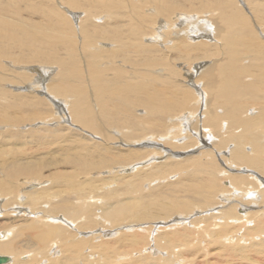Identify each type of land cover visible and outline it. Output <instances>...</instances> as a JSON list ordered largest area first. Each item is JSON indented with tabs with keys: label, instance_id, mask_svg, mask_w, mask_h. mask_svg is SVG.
<instances>
[{
	"label": "rangeland",
	"instance_id": "374dc122",
	"mask_svg": "<svg viewBox=\"0 0 264 264\" xmlns=\"http://www.w3.org/2000/svg\"><path fill=\"white\" fill-rule=\"evenodd\" d=\"M0 1L7 2L6 0H0ZM13 1L8 0L9 4H13L14 3ZM19 1L21 3V9L23 11L22 14L24 13L23 14L24 20L27 21L29 24L40 25L42 27L40 30V34L45 35L47 33L45 27L46 14L51 9H52L51 11H54L59 15V17L57 18L56 14L54 13L55 14L53 15L54 18H52L59 25V27H62L65 24L67 25L68 31L66 30L65 33L67 34L65 37L69 43L68 45L71 46L72 59L76 60V62L78 63L77 67H79L78 70L80 74L83 75L81 80L78 81L79 83L77 84V85L79 84L81 85L79 86L83 89V91L80 94V96L76 95V97L72 98L70 102L72 101L73 103L72 107H77L75 106V103H82L86 101H88L87 103L91 102V104L94 106V111L97 115H100L97 113L99 111L98 107L102 109L108 108L111 110L117 109L120 104V98L118 97V100L116 98H112L110 101H103L99 99L97 94H95L96 92L95 93L93 92L94 90L93 86H96L95 83H97L98 78H92V73H90L89 71L90 70L89 66L96 69V71L101 75L99 76L96 74L97 77L102 78V80L104 81V86L107 89L106 91H108L109 93L115 92V90L118 89L119 85L124 84L125 82H132V83L137 82L138 81L137 77H139L140 75L141 76L140 80L143 79L148 82L150 80H154V83L156 85L160 86L161 88L169 87L173 93H177L176 90L174 89L175 87L174 84L180 83L179 85H181L183 89L186 90L189 89L188 91L193 92L194 98H195V93L197 92V90L195 89L196 88L198 90L200 89L201 94L206 98L201 85L200 86L195 85V87L193 85L192 86L188 85L189 83L190 84L193 83V79L195 78L194 74L196 72L195 68L198 67L199 64H201L202 66L216 62L214 64L216 65V67L217 65L219 66L220 63L222 64L221 65L222 67H225V64L227 66L228 62L231 63L233 62V60L231 59L232 51L235 50L237 54L236 56L237 57L239 56L238 59L236 57V61L238 60L237 63L240 62L241 65L242 64L252 65V56L247 54V52L250 53L249 50L251 47L254 46L253 44L256 45L255 46L256 52L258 53L257 49H259L260 55L264 57V38H263L264 37V0H23V1L19 0ZM218 1H221L223 4L228 5V9L226 11L217 10L215 11L216 13L212 12L216 10V4L218 3ZM166 4H171V6H175V8H173L170 11V14L168 16L159 14L161 16V18L159 19L157 18L159 16H156V18L158 19L157 21H155L156 23H159L158 21L160 20H161L160 23L164 22V24H160V23L158 24L160 27H162L163 30H161L156 23L153 24L152 23L153 21H149V19L150 18L153 19L152 16L156 14L155 12L156 5H166ZM36 5L40 7V10L43 11V14L39 13L40 10L34 9ZM134 10L137 11L136 14L134 13L135 12ZM236 11H238L241 14L239 18L235 16ZM142 15L146 16L145 18H143L145 20H142L140 17H139L140 19H137V16H142ZM180 16L184 17L185 20L189 19L190 22H194V23L196 22L197 25L201 23H205V21H206V25H208L210 21H213V23L215 24L213 27H216V29L219 28V30L222 31V32L221 31L219 32V30L217 31L220 34V36L218 34V38L216 41L211 40V45H208L210 46V49L207 46L205 47L208 51L210 50L208 56L213 53L214 56L212 55L207 58L202 56L204 58H198L195 62H194L195 59L190 61L188 60L189 58H187L186 61L178 59V61L176 62L173 59V56L171 55L176 51L175 50L170 51L171 49H169L170 55H168V52H166L165 50L168 48L164 49V47H168L167 44H162L159 46V44H156L154 42H152V45L147 42L148 39H151L153 41L154 40L158 41L160 39V37H158L159 34L163 37L167 35L168 38L167 40H169L171 37V32H169V30L166 28L168 24L170 26L178 25L180 23ZM56 18L61 20L57 22ZM6 19L11 22L15 21L12 17H6ZM80 19H81L80 30H77L75 32L73 21H75L74 24H78L80 22L79 21ZM93 20L94 22H92ZM135 25H137L136 27L140 31L139 32L140 35H142V33H145V35L140 36L141 39H138L137 36L134 35V31L131 30V28ZM96 27L99 28V31H95ZM154 27L155 28L157 27L156 30ZM82 30L84 32H88L89 35H83ZM154 30L157 32H155ZM151 32L152 33L154 32L156 34H153V36L150 37L149 35ZM117 34L122 35V37L123 36L126 37L127 40L125 42L128 43V45L134 47V49L136 50L140 49V46L143 44L145 46L144 48L145 50H147L148 47H151L150 49L153 48L159 53L164 52V55L162 53L161 54L156 52L149 53L138 50L136 55L122 54L121 56H114L113 54H110L109 53L110 51H108L107 49L105 50L108 53L104 49L102 50L101 49L102 47H95L100 49L99 50L100 52L96 50H92L93 49L91 48L92 46L110 47L109 50L112 47L118 48V42L117 40L114 39V36ZM131 34H133L136 40H138L139 42L133 40ZM135 34H138V32H135ZM203 35H204L203 37L206 36L205 34ZM90 36L99 37L102 40H91ZM154 36H156V38ZM163 37H161L160 41H162ZM187 41L183 43L184 47L198 48V49H200V47H203V46L190 44ZM83 42L91 43L92 46L90 47V49H87V47H85ZM247 45H251V46H247ZM241 46L244 48H242ZM229 50H232L230 51L231 54H228ZM24 51H30V50H28L27 48H23L21 54H24ZM101 51L103 53H101ZM197 51H201V50H197ZM19 53L20 52L18 49H13L12 54L10 56L0 57V69L1 70L3 69V72L0 73V77L2 79V81H0V85L8 82L9 79L11 80L14 77L15 73L10 72L12 71L11 69L9 68L7 69V64L8 66L11 64L13 67H26V68L27 67L31 68L32 65H36L33 67L39 69L41 68L43 69L45 67L44 68L45 71L46 68L48 71L49 68H51L50 73L52 74L51 75L50 73L48 74L51 76V78L58 76L60 74L62 75L66 72V69L62 65H59L56 62L19 63L18 62ZM99 53L102 55H100ZM202 53L203 52L201 51V54ZM217 53H220V55H217ZM140 54L145 56H142ZM56 55L59 59L57 62L61 64L68 63V60L70 59L69 51L65 47H58ZM123 59H126L131 62H135L133 63L135 64V68L133 69L131 67V70L129 71L131 73L130 78L128 76H124L125 74H127V68H123V70H126L123 71L124 73L120 71L121 69V67H119L120 65H122V67H125L127 65L126 63L122 62ZM148 59H150L151 62H149ZM169 61L171 62L169 63ZM217 62L219 64H217ZM256 63L261 64L263 63V61L262 59L259 61L256 60ZM149 64L154 65L153 71L148 67ZM194 65L196 66L194 67ZM177 67L179 68V70L181 69V71H178ZM189 68L192 69V72H188ZM260 69L262 72H264L263 67H261ZM6 70L8 72H6ZM173 70H177V75L172 73ZM157 71L159 73H157ZM4 74L8 77V78L6 77L8 81L3 80V77H5ZM24 74L25 76H27L26 81H21L23 83H17L16 87L8 86V89L13 94H17L18 91L19 95H24V94L33 95L36 98L35 97L32 98H34V100L40 101L41 104H38L34 100H29L25 103V106L30 105L32 107H36L37 109L36 111H34L35 110L34 108L27 109L25 108V106L21 109L15 108L10 110L8 109L9 105L13 106V104L20 103L23 101L16 98L15 96H12L11 94H7L6 92L1 91L2 93L6 94L7 97H3L0 94V110H5V113L3 111L2 113L0 112V116H3L4 118L8 117L5 120H8L9 123L5 122L0 117V182H3L6 179V172L7 170H9V168H11L10 166L6 169L5 163H8V165H13V168L15 170H21L24 167L25 163H39L40 161L44 163L59 162L58 160H60L62 163L59 162L61 164H58L55 167H51V168L49 167L46 168L45 170L42 169L41 177L29 176L28 178H21L22 180L19 179L20 181L18 180V186L20 188L16 186L17 189L13 194L7 193L4 195H0V221H1L0 226L3 227L0 230V233L2 232L7 233V230L15 225L13 227L14 234L15 232L17 234V230L19 229L23 231L25 235L22 237L19 236V239L14 244V252L8 254L10 256L12 255L11 256L12 258L14 257L13 264H29L30 262H33V264H35L34 262L37 257H35L34 254H36V252H38L40 249H43V252L42 253L39 252L40 254L38 256V262H37L39 263L41 261L39 264L42 263L51 264L50 262L55 259H59L60 260L59 262L63 264H83V263L84 264H134V262L135 264H141V263L146 264V262L142 260L148 259L152 261L154 260L157 261L160 258L163 259L169 256L167 255L168 252L164 251L162 254L161 252L158 251L157 247L155 249L152 238L155 237V235H160V236L166 234L173 235V233H176L177 236L184 235V237L185 234L188 233L189 238L192 237V235L194 236L197 234L201 235L204 238L203 235L207 234V236H211L210 237L211 239L209 240L204 239V241L212 242L210 244H213L214 241V246L211 245L208 248L210 249V252L206 248L208 255L205 258L203 257L204 253L202 251L199 254L191 256L192 253H196L198 251L196 250L198 248V245L200 247L203 246V248H205L204 245H200L197 242H192L190 245H188L190 246L189 248L188 246L186 247L190 249L189 253L192 252L191 255H188L189 257L186 256L187 254L185 256H182L183 253L181 255L175 253L173 254L175 256L172 257V259L174 260L183 259L185 264L186 263L190 264L191 262L195 264H203V263L212 264L211 263L212 261L214 262L217 261L220 264H225L227 262H231V260H235L233 261V263H241V264H264V255L258 256L259 254L254 252L252 253L251 251L246 252L248 258L246 257L244 260L236 259L237 257L229 256V254L232 253L229 251L228 252L223 251V256L220 255L222 254V249L220 250L219 245L222 243V241L219 245L215 246L216 241L212 239L213 234L215 235V233L218 232L217 227H212L215 224L214 222H212V220L214 221V218L218 216L216 210L222 209V205L224 204V203H220L218 198L214 200L215 206L214 205L209 206L204 210L202 209V211H198L197 208H195V206L194 207L192 206L191 207L192 209L188 210L189 213L186 212L187 215L185 214L187 217L186 220L184 213L182 214L173 213L168 217L166 216L165 218L143 220L142 222L125 220L126 217L122 218V220L118 222H116L115 220V217L117 215L116 206L118 205V203H122V202L124 203V201L131 202L133 201L131 199L135 200L145 195L146 196L148 195L149 197L147 200L148 202L153 204L159 203L157 202V200L160 198L162 194L168 193L175 189V185H171V184L183 179L182 176H184V178L186 176L185 172L184 174H182V176L179 175L183 171L181 173L170 172L166 174L167 176L166 175L161 177L158 176L151 179L146 176V173H149L154 168L158 166H162L164 164L165 165L169 163L172 164L173 162H178V160L183 161L186 158H190L192 156L197 157L199 156L198 153H202V154L204 153L203 156L205 157L204 159H206V161L208 158L212 159V161L215 164H217L218 166L217 168L219 169L221 168L220 170L224 169V171L227 172L226 175L224 174V171L222 172L223 175L219 173L220 178H218V180L220 184V189L217 195L220 193L225 194L226 197H228L227 200L230 199L228 200V203H232V204L239 203L240 199H241L240 201L244 203L250 202L247 206L249 209L248 211L250 212L255 210L256 208L253 207H255V205L257 207V204H253L254 203L253 198L258 193L257 188H255L256 184H258L257 181L259 180L261 183L264 184V177L260 175L259 171H257L260 170V168H258L257 166H251L246 162L241 163L242 168L237 167L236 163L233 164L231 163L233 162L231 157L234 152L233 147L235 146V143L234 141H232L231 138L229 140L222 139L220 145L223 146H221V148H218L217 146L213 145L215 141L217 142L222 137L228 135L229 133L227 132L228 130L231 132V135L233 134L234 137L240 133L239 129H237L236 132H234L235 129L231 131L229 129V127H231L230 125H227V130H225L224 128H222L221 130V127L214 128V130L216 131V132L212 131L214 135V140L213 139L208 140L211 138V132L208 133V137L206 136L203 137L204 135L202 133L201 137L203 138L202 139L203 141L204 140L206 141V145H205V143L203 142L201 143V140L198 139L197 134L195 132L194 133L196 135L190 132L193 129L192 125H190V130L189 128L188 130H186L187 133L189 132L188 138H186V136L185 137L176 136L174 139L170 140V138L167 137L168 135L162 137L161 135L155 134L152 125L176 126L177 123H179V120L183 122L182 117L185 114H187L189 110L187 111H184V109L181 110L180 106L178 107L179 110L172 108L173 110L170 109V112L168 113H166L167 110H163L161 111V113L158 112L157 114L160 115L161 117V121L158 122L156 119L155 120L153 119L154 115L150 113L148 106H146L145 104L142 105L141 103L136 104L140 100V97L138 96L139 99L138 97H136V99L133 98V100L130 103L132 104L131 107L132 117L134 116V118L132 119L136 120V122L138 121L137 123L140 127V130H138L135 133V135L133 134L127 137V135L130 134L127 133L128 128H130L129 127L130 123L127 120V115L125 116L124 113H121V115L119 116L122 117L123 120H120L113 124V125H119L117 128L115 127L114 129L111 130L108 127H105V129L103 130L105 139L108 141L109 136L112 139L111 141L109 140L108 143H105L104 141L106 140H102L103 137L100 135V133H95L96 134L95 135L94 132L91 130V126H90V125H108V123L101 118L102 115L98 116L100 120L99 124H96L93 121H91L90 123H85L83 125V128H85V130L83 128H82L83 130H80L81 124L75 120L73 113L74 110L71 109L72 107L67 108L69 101L66 99L67 97L61 95V96H56L57 98L53 99L52 96L50 95L51 96L50 97L51 102H50L47 100V95L43 94L45 90H43L41 87L35 92L36 94L31 93V91L28 90L27 87L32 86L31 83L32 81L34 82V79L40 82L39 80L41 79V77H43L44 74L41 72H37V73L29 72L28 70ZM120 74H122L123 76H121ZM252 74H255V72H253ZM12 75L13 77H11ZM258 76H259L258 74H255L253 76L251 75L252 79H256L258 78ZM43 78L41 82H44ZM48 79L49 77L47 78V80ZM244 81L248 82L247 78H244ZM207 92L209 95L210 91ZM71 97L72 96H69V98ZM222 100L223 98H218L219 102H222ZM188 101L190 102L191 100L189 99ZM185 105L186 103L184 104V106ZM69 108L71 109V111L68 112ZM221 109H224V106H222ZM79 110H82V108ZM204 111L205 108L203 111L200 112V114ZM253 111L254 110L251 108V106H247V108L243 111V117L253 116L254 114ZM172 115L174 116V118ZM83 116H85L86 119L88 117L87 115H84V113H79L77 111L75 117L76 118L79 117L80 119V117ZM222 116L224 115L222 114L221 117ZM200 119L203 120L204 117H200ZM228 120L230 121V119ZM16 121H17V125H20L19 128H16L14 126H8L10 124L14 125ZM171 126L169 127L168 130L171 129ZM179 126L181 127V129L182 127H185V125L182 126L178 125V128ZM47 129H49L51 133L46 132ZM160 130L166 132V130L163 127H161ZM85 134H88V136L86 135L87 138ZM205 134L207 133L205 132ZM38 135L43 136L42 141L37 140ZM90 136L94 138H91ZM106 136H108V138H106ZM97 142L101 143L102 145H106V146L108 145V146H112L113 148H117L118 150L117 153L119 152L120 155L122 156H124L125 154H131V153L134 154V152H139V154H141L142 156H147V157L144 158L143 160L140 159L139 157L138 159L130 163V165H126L125 163L121 164L122 162L125 161L122 157H120L119 155L112 154L108 156L110 161L107 165V168L100 170L98 173L95 174L81 175L79 177L72 179L69 182L68 186L77 185V183L81 184L84 183V181H88L90 183L88 186L85 187L83 186L79 192L78 199L73 200L74 206L77 207V209H82L83 211L86 212V215H88L87 219L85 218L84 215H82V217L80 218V220L82 221L80 220L78 222L76 221L78 224L74 226L65 221L66 219L64 217V213L62 212L52 213L51 210L49 211L50 207L52 206V203L53 204L57 203L56 202L57 200H55V198L51 199V197L48 195L52 193H61V192L63 193L64 191L63 189L64 183H61L60 185L53 183L54 175L64 174V175H71L72 177H74L79 173V169L74 168L71 165V162H73L74 160L80 157H84L89 152L102 151L100 147L101 145L100 144L98 145ZM185 145H191V147H188L187 149L181 147ZM205 149L207 152H209L212 149L213 151L211 150V152L213 154L211 153V155L209 156L205 155L206 152ZM246 149L247 150L250 149V146L248 144L246 145ZM247 150H243V152L246 155H249ZM251 157H253V155H251ZM63 161H66L68 164L67 165L63 164ZM255 168L257 169L256 171L254 170ZM231 176L241 177L244 180L247 179V181L250 182L251 185L253 186V188H251L252 191L251 189H249V193L245 194L242 192L241 189L234 188L231 184V179H232ZM261 183H259L258 186L259 188H263ZM47 184L48 186H46ZM30 187H32L33 189L29 190L28 188ZM17 190L19 193H17ZM229 192L231 194V197L228 196ZM239 192L242 195L238 197ZM43 193H45L48 196V198H46L47 196H45ZM247 194H249V197ZM7 195H10L8 199L5 198ZM193 197L194 196H192V198ZM165 198L167 200H182L184 199V195H181L179 198H174V199H170V197H166V196ZM85 201L86 204L82 206L81 203ZM194 202L196 204L202 203V201H199L197 199H195ZM44 204H45V209H43ZM161 204L164 206H168L169 202L165 201ZM258 207H260V205ZM262 210H264V208ZM20 215H22L21 221H18L13 224L11 222L12 217L20 216ZM74 216L75 214L73 213V217ZM88 218H90L89 221ZM49 220L52 223L49 222ZM88 222L93 223L94 226L93 227L88 226L89 229H82V228L79 229V227H81L82 224L84 225L87 224ZM34 223L36 227L34 226ZM191 223L192 225H190L191 227H189V224ZM260 223L262 226L258 229V231L260 229H264V218L260 219ZM57 225H61L64 231L70 232L71 239L68 240H70L73 243V245H79L80 247H82L83 243H87V246L82 247L83 249L79 251L80 253L73 251L72 248L70 249L68 248V250L64 252V247L62 245H59L57 239L54 237L50 240L52 241V243H50L51 245H49L48 242L43 244L42 246L39 242V239L36 238V236H38L39 234L42 235L43 233L47 234L50 227ZM247 225L250 227L255 226L257 228V223L252 224L251 221L248 222ZM184 229L186 230V232ZM254 236L256 239H259L258 238L259 235L254 234ZM263 238H264V234H263ZM23 241L31 242L32 246L29 247V245L27 243H23ZM219 241L220 240H218L216 244H218ZM192 244L194 245L195 248L196 247L197 248L195 249L194 247H192ZM214 247L215 249H217V253ZM232 248L233 247H231V249ZM212 251L215 253H213ZM261 251L263 252L264 250L261 249ZM5 252H10V250L7 249L5 250ZM51 253H56V256H54ZM0 254L5 255L4 253H0ZM251 254L255 257H251ZM121 256L125 258H123L122 260ZM72 257L73 258L77 257V258L73 259ZM210 257L212 258V261L210 260L211 259ZM188 261L191 262L188 263ZM217 262L213 264H219Z\"/></svg>",
	"mask_w": 264,
	"mask_h": 264
},
{
	"label": "bare ground",
	"instance_id": "6f19581e",
	"mask_svg": "<svg viewBox=\"0 0 264 264\" xmlns=\"http://www.w3.org/2000/svg\"><path fill=\"white\" fill-rule=\"evenodd\" d=\"M6 1L7 2L0 1V57L1 56L2 57H8L12 54L13 49H18L20 52L18 55V62L19 63H53V62H56L59 65H62L66 69V72L64 74H62V75L60 74L58 76L51 78L50 75L52 73H50L51 68H49V67H48L49 71L47 70V68L45 71V69H44L45 67L43 69L41 67H40L41 69L34 68L33 66H36V65H32L31 68H28V67L26 68V67H13L11 64L8 66V64H7V69L8 68L11 69L12 71H10V72L15 73V74H14V77H13V75L11 76V77H13V79H11V80L9 79V81L7 80L8 77L4 74L5 77H3V80H5V81L7 80L8 82L0 85V94L3 97H7L6 94L2 93V92H6L7 94H11L12 96H15L16 98L23 101L20 103H15V104H13V106L9 105L8 109H10V110L15 109V108L21 109L25 106V103L27 101L34 100V98H32V97H35V96H33V95H30V94H24L25 96L19 95L18 91H17V94H13L8 89V86L9 87H16L17 83H23L21 81H26L27 76H25L24 73L27 70L29 72H34V73L41 72L44 74L43 75L44 78L41 77V79L39 80L40 82H38L36 79H34V82L32 81V83H31L32 86L27 87L28 90L31 91V93H35L41 87L43 90H45V92L43 94L47 95V100L50 102H51V100H50L51 96L53 99H55V98H57L56 96L64 95V97H67L66 99L69 100L67 108L68 107L71 108L73 106V103H72V101L70 102V100L72 98H75L76 95L80 96V94L83 91V89L80 87L81 85L80 84H79L80 86L77 85L79 83L78 81L81 80L83 75H81L79 70H78L79 67H77L78 63L76 62V60L72 59L71 46L68 45L69 43L65 37L67 34L65 32H66V30L68 31L67 25L65 24L64 26L59 27V25L55 22V20L52 19V18H54L53 15L56 14L57 18L59 17V15L57 13H55L54 11H51L52 10L51 9L46 14L45 27H46L47 33L45 35H42V34H40V30L42 28L40 25L29 24L27 21L24 20V16H23L24 13L22 14L23 11L21 9V3L19 0H14V1L12 0L14 2L13 4H9L8 0H6ZM174 4H175V2H174ZM203 5H205V4H203ZM135 7H136V5H135ZM155 8H156L155 9L156 14H154L152 16L153 19L152 18L149 19V21H153L152 22L153 24L156 23L155 21H157L159 18H161V16L159 14L168 16L170 14V11L173 8H175V6H171V4H166V5H156ZM34 9L40 10V7L38 5H36ZM227 9H228V5L223 4L221 1H218V3L216 4V10H214L212 12H215L217 10L226 11ZM132 11H133V9H132ZM137 11H135L134 13L136 14ZM139 12H140V10H139ZM208 12H209V10H208ZM39 13L43 14V11L40 10ZM143 15L137 16V19L141 18L142 20H145L143 18H145L146 16H143ZM156 16H159V17H157L158 19L156 18ZM206 16H208V15H206ZM235 16L237 18H239L241 16V14L238 11H236ZM6 17H12L15 21H13V22L8 21L6 19ZM57 18H56L57 22L61 20V19H57ZM142 20H140V21H142ZM79 21L80 22L78 24H74L75 21H73L74 22L73 26L75 27V32L77 30H80L81 19ZM160 21H158V22L160 23ZM92 22H94V20ZM165 22H166V20H165ZM159 23H156V24L158 25ZM160 24H164V22H162ZM209 24L206 25V21H205V23H201V24L197 25L196 22L195 23L190 22L189 19L185 20L184 17L180 16V23L178 25L170 26L168 24V26L166 28L169 30V32H171V37L169 40H167L168 39L167 35L165 37H163L159 34V32H160L159 31L158 37H160V39L158 41H155V40L153 41L151 39H148L147 42L150 43L151 45H152V42H154L156 44H159V46L162 44H167L168 47H164V49L168 48V49H165L166 52H168V55H170V53H169L170 51H172V50L176 51L173 53L174 55L171 54L173 56V59L176 62L178 61V59L186 61L187 58H189L188 60H190V61L195 59L194 60V62H195L198 58H204V57L207 58V57H210L214 54L213 53V54L208 56L210 50L208 51L205 47L207 46L210 49V46H208V45H211V40H214V41L217 40L218 34H219L217 31L219 30V28L216 29V27H213L215 25L213 23V21H210ZM166 25H167V23H166ZM136 26L137 25L133 26L131 28V30L134 31V35L137 36L138 39H141L140 36L145 35V33H142V35H140L139 34L140 31L137 29ZM203 27H205V28H203ZM156 28H155V30H156ZM96 29H95V31H99V28L96 27ZM160 29L163 30L162 27H160ZM160 29H158V30H160ZM164 30H165V28H164ZM220 31L221 30H219V32ZM135 32H138V34H135ZM155 32H157V31H155ZM82 33H83V35H89L88 32H84L83 30H82ZM164 33H166V32H164ZM153 34H156V33L151 32L149 36L152 37ZM203 34H205L206 36L203 37L204 36ZM131 35L133 37V40H136L134 35L133 34H131ZM162 35H163V33H162ZM219 36H220V34H219ZM154 37L156 38V36H154ZM161 37H163L162 41H160ZM90 39L91 40H102L99 37H91V36H90ZM114 39L117 40V42H118V48L112 47L110 50H109L110 47L92 46L91 43H89V42H87V43L83 42V44L85 45V47H87V49H90V47L92 46L91 47V48H93L92 50H96L98 52H100L99 51L100 49L95 48V47H102L101 48L102 50L107 49L108 51H110L109 53L113 54L114 56H121L122 54L123 55H126V54H129V55L135 54L136 55L138 50H141L144 52H149V53H152V52L159 53L158 51L154 50L153 48L150 49L151 47H148V49L145 50L144 49L145 46L143 44L140 46V49L136 50L131 45H128V43L125 42L127 40L126 37H124V36L122 37V35H120V34L115 35ZM260 40H261V38H260ZM136 41H138V40H136ZM186 41L189 42L190 44L203 46V47H200V49L184 47L183 43ZM138 45H140V44H138ZM253 45L254 46L251 48L248 47V48H250V50H249L250 53L247 52V54L252 56V65L246 64L247 65L246 66L244 64L241 65L240 62L237 63L238 60L236 61V57H237L236 51L234 49H232L234 51L229 50L228 54H231L230 51H232V58L231 59L233 60V62L232 63L228 62L227 66L225 64V67H222L221 66L222 64L220 63V65L219 66L217 65V67H216V65H214L216 62H214L212 64H207V65H202V66H201V64H199V66L195 68L196 72L194 74L195 78L193 79V83H191V84L189 83L188 85L189 86L193 85L194 87H195V85H199V86L201 85L202 90L205 93L206 98L201 94L200 89L199 90L197 88L195 89V90H197V92H196L197 95L195 93V98H194L193 92L188 91L189 89L188 90L183 89L182 86L179 85L180 83L174 84V86H175L174 89L176 90L177 93H173L169 87L161 88L160 86H158L154 83V80H150L149 78H148L150 80L149 82L146 80H143V79L140 80V78H141L140 75H139V77L136 76L138 79L137 82H135V83L125 82L124 84H120L118 89L115 90V92L109 93L108 91H106L107 89L104 86V81L102 80V78L97 77V75H99V76H101V75L96 71V69L89 66V69H90L89 71H90V73H92V78H98L97 83H95L96 86H93V88H94L93 92L94 93L96 92L95 94H97L99 99H101L103 101H110L112 98H116L117 100H118V97L120 98L119 107L115 110H111L108 108L102 109V108L98 107L99 111L97 113L102 115L101 118L105 122H107L108 125H90L91 130L94 132V134L100 133V135L103 137L102 140H106L105 135L103 134V130L105 129V127H108L111 130L114 129L115 127L117 128L119 125H113V124L120 121V120H123V118L120 117L119 115H121V113H124L125 116L127 115V120L130 123V125H129L130 128H128V130H127V133H130V134H128L127 137H129L130 135H133V134L135 135V133L138 130H140V127L137 123L138 121L136 122V120L132 119V118H134V116L132 117V113H131L132 104L130 102L133 100V98L136 99V97H138V96L140 97V100L136 104L141 103L142 105L145 104L146 106H148L150 113H152L154 115L153 119L154 120L156 119L158 122L161 121L160 115H157L158 112L161 113V111L167 110L166 113H168V112H170V109L173 110L172 108L179 110L178 107L180 106L181 110H183V109H184V111L189 110L187 112V114H185L182 117L183 122L179 120V123H177L176 126L152 125L155 134L161 135L162 137L168 135L167 137H169L170 140L174 139L176 136H184V137L186 136V138H188L189 132L187 133L186 130H188V128L190 130V125H192L193 129L190 132H192V134L196 133L198 139L201 140V143L203 142L206 145V141L202 140L203 139L201 137L202 133L204 135L203 137H205V136L208 137V133L211 132V138L208 140H212V139L214 140V135L212 133V131L216 132L214 130V128L221 127V130H222V128L227 130V125H230L231 127H229V129L231 131L233 129H235L234 132H236V130L239 129L240 133L233 137V134L231 135V132L228 130L227 131V132H229L228 135H226L224 137L221 136L222 138L219 139L217 142L215 141L213 143V145L217 146L218 148H221V146H223V145H220L222 139L229 140L231 138L232 141H234V143H235V146L234 147L232 146L234 149V152H233L232 157H231L233 162H231V163L232 164L236 163L237 167H241V168H242L241 163H243V162H246L251 166H257L258 168H260V170H257L256 168L254 170L259 171L260 175L264 177V72H262L260 69L261 67L264 68V57H262L260 55L259 49H257L258 53L256 52V48H255L256 45L255 44H253ZM247 46H251V45H247ZM58 47H65L68 49L69 54H70V59L68 60V63L61 64V63L57 62L59 60L57 55H56ZM23 48H27L30 51H24V54H21ZM235 48H236V46H235ZM242 48H244V47H242ZM169 49H171V50L169 51ZM197 50H201L204 54L203 53L201 54V51H197ZM40 51H42V52H40ZM162 51H164V50H162ZM106 52H104V53H106ZM241 52H243V51H241ZM101 53H103V52L101 51ZM161 53H159V54H161ZM243 53H245V52H243ZM162 54L164 55V52ZM199 54H200V56H199ZM100 55H102V54H100ZM140 55H142V54H140ZM217 55H220V53H217ZM241 55H242V53H241ZM142 56H145V55H142ZM172 56H171V58H172ZM202 56H204V57H202ZM238 57H237V59H238ZM113 58H115V57H113ZM171 58H170V60H171ZM144 59H145V57H144ZM261 59L263 61V63H261L262 65L256 63V60L259 61ZM204 60H206V59H204ZM148 61L151 62L150 59H148ZM122 62L126 63L127 65L125 67H122V65H120L119 66V67H121L120 71L122 73H124L123 71H126V70H123V68H127V74H125L124 76H128L130 78L131 73L129 71L131 70V67L133 69L135 68V64H133L135 62H131V61H128L126 59H123ZM170 62L171 61H169V63ZM1 63H2V61H1ZM217 64H219V63L217 62ZM195 66L196 65H194V67ZM148 67L152 71L154 70L153 64H149ZM178 71H181V69L179 70V68H178ZM2 72H3V69L2 70L0 69V73H2ZM6 72H8V71L6 70ZM188 72H192V69L189 68ZM253 72H255V74L259 75L258 78L252 79L251 75L252 76L255 75V74H252ZM49 73H50V75H48ZM157 73H159V72L157 71ZM172 73L177 75V70H173ZM187 74H189V73H187ZM120 75L123 76L122 74H120ZM247 75H249V76H247ZM48 77H49V79L47 80ZM37 78H38V76H37ZM42 78L44 79V82H41ZM244 78H247L248 82L244 81ZM72 80H73V82H72ZM201 80L202 81L204 80L205 83L203 81V84H202ZM0 81H2L1 77H0ZM189 81H190V79H189ZM182 85H183V83H182ZM207 91H210L209 95H208ZM11 95H9V96H11ZM69 96H72V97L69 98ZM139 97H138V99H139ZM218 98H223L222 102H219ZM90 99H91V97H90ZM182 99H183V101H182ZM189 99L191 100L190 101L191 103L188 101ZM34 101H36L38 104H41L40 101H37V100H34ZM41 101H43V100H41ZM87 102L88 101L82 102V103H75V106H77V107L71 108L74 110L73 113H74L75 120L81 124L80 130H83V129L85 130V128H83V125L85 123H90L91 121H93L96 124L100 123V120L98 118V116H100V115H97L95 113L94 106L91 104V102L90 103H87ZM185 103H186V105L184 106ZM222 106H224V109H221ZM247 106H251V108L254 110L253 111L254 114H253V116H244L243 117V111L247 108ZM25 108H27V109L34 108L35 109L34 111L37 110L36 107H32L30 105H26ZM70 108L68 109V112L71 111ZM81 108H82V110H79ZM204 108H205V111L200 114V112L203 111ZM2 111L5 113V110H0L1 113H2ZM77 111L79 113H84V115H87L88 116L87 119L85 118V116L80 117V119H79V117L76 118L75 116L77 114ZM222 114L225 117L224 116L221 117ZM0 117L5 122L9 123L8 120H5L8 117H6V118H4L3 116H0ZM200 117H204V119L201 120ZM173 118H174V116H173ZM228 119H230V121ZM178 125H181V126L185 125V127H182V129H181L180 126L178 128ZM8 126H14L16 128L20 127V125H17V121H16V123H14V125L10 124ZM170 126H171V129L168 130ZM161 127H163L166 130V132L161 131L160 130ZM46 132H50L49 129H47ZM205 132L207 134H205ZM50 133H48V134H50ZM86 135L88 136V134H85V136ZM92 135H93V133H92ZM87 136H86V138H87ZM37 137H38L37 140H40V141L43 140V136L38 135ZM91 138H94V137H91ZM106 138H108V136H106ZM109 140L110 141L112 140L110 138V136L108 138V141ZM106 141H104V142L108 143V141L107 142ZM97 143H98V145L99 144L101 145L100 147H101L102 151L89 152L84 157H80V158L74 160L73 162H71V165L74 168L79 169V173L76 176L72 177L71 175H64V174L54 175L53 183L59 184V185L61 183H64L63 193L62 192L61 193H52V194L48 195L51 197V199L55 198V200H57L56 201L57 203H55V204L52 203V206L50 207L49 211L51 210L52 213H55V212L56 213H59V212L64 213V217L66 219L65 221L67 223H70L71 225H74V226H76L78 224L77 222L80 220L82 215H84L86 219H87L88 215H86V212L83 211L82 209H77V207L74 206L73 200L78 199V195H79V192L82 189V187L88 186L90 183L88 181H84V183H81V184L77 183V185L68 186L69 182L72 179L79 177L81 175L95 174V173H98L100 170L107 168V165L110 161L108 156H110L112 154L119 155L120 157H122L125 161L122 162L121 164L125 163L126 165H130V163H132L133 161H135L139 157L142 160L147 157V156H142L141 154H139V152H134V154L131 153V154H125V155L122 153L124 155V156H122V155H120L119 152L117 153V151H118L117 148H113L112 146H108V145L107 146L102 145L99 142H97ZM180 144H181V142H180ZM247 144L250 146L249 150L246 149ZM181 147H183L184 149H187L188 147H191V145H185V146H181ZM173 149H174V147H173ZM211 150L209 152H207L205 149V151H206L205 155H207V156L211 155V153H212ZM243 150H247L250 156L246 155L243 152ZM250 152H252V153H250ZM198 155L199 156H197V157L192 156L190 158H186L183 161L178 160V162H173L172 164L169 163L166 165L164 164L162 166H158V167L154 168L153 170H151L149 173H146V176L148 178H151V179L154 177H158V176L159 177L164 176L170 172L181 173L183 171L179 175L182 176V174H184V172H185L186 176H185V178H184V176H182L183 179L179 180L178 182L171 184V185H175V189L168 192V193L162 194L160 196V198L157 200V202H159V203L153 204V203L148 202L147 201L149 198L148 195L147 196L146 195L141 196L135 200L131 199V200H133L131 202H125L124 201V203L123 202L118 203V205L116 206V209H117V215L115 217L116 222L122 220V218H125V217H126L125 220H132L134 222H139V221L142 222L143 220H150V219H155V218L156 219L157 218H165L166 216L168 217L169 215H171L173 213H178V214L184 213V215L185 214L187 215L186 212L189 213L188 210H191L192 206L193 207L195 206V208H197L198 211H202V209L204 210L205 208H208L209 206H213L214 200L216 198H218L220 203H224V204L222 205V209L216 210L218 216H216L214 218V221L212 220V222H214L215 224L213 223L214 226H212L213 224L211 226L217 227V229H218V232H216V233L214 232L215 235L213 234V236H212L213 237L212 239L215 240L216 243L218 240H220L218 242V244L215 243V246L219 245L222 241V243L219 245L220 250L222 249V254H220V253L219 254L223 256V251H227V252L229 251V252H232L229 254V256L237 257L236 259H240V260H244L248 256L246 253L247 251H251L252 253L253 252L257 253V254H259L258 256L264 255V251L263 252L261 251V249L264 250V238H263L264 229H260L258 231V229L262 226L260 223V219L264 218V210H262L264 208V184L261 183L259 180L257 181L258 184H256L255 188H257L258 193L253 198L254 203L252 202L253 204H257V207H256V205H255V207H253V208H256L255 210L249 212L248 211L249 209L247 206L250 202L244 203V202L240 201L241 200L240 198H242V197L239 198L240 200L237 199V200H239V203H236V204L228 203V200H230V199L227 200L228 197H226L225 194L220 193L217 195V193L220 189V184H219V180H218V178H220L219 173L222 174L224 169L220 170L221 168L220 169L217 168L218 167L217 164H215L212 161V159H210L208 157H207L208 159L206 161V159H204L205 157L203 156L204 153L203 154L198 153ZM251 155H253V157H251ZM227 158H229V157H227ZM58 161L61 162L60 160H58ZM40 162L39 163H25L24 167L21 170H15L13 168V165H8V163H5L6 169L10 166H11V168H9V170H7V172H6V179L3 182H0V195H4L7 193L13 194L17 189L16 186H18V180L19 179L22 180L21 178H28L29 176L41 177L42 169L45 170L46 168L55 167L58 164L62 163V162L61 163H59V162H47V163L41 162L40 163ZM223 163H224V161H223ZM63 164L67 165L68 163L66 161H63ZM95 164H97V165H95ZM159 164H161V163H159ZM229 167H230V165H229ZM243 168H245V167H243ZM250 168H252V167H250ZM132 170H134V169H132ZM49 172H51V171H49ZM224 174L226 175L227 172L224 171ZM242 175H243V173H242ZM231 177H232V179H231L232 186L234 188L241 189L243 193H245V194L249 193V189L253 188V186L251 185L250 182L247 181V179L244 180L241 177H236V176H231ZM259 183L262 184L263 188L258 187ZM42 185H44V184H42ZM46 186H48V184ZM18 188H20V187L18 186ZM28 189L30 190L33 188L30 187ZM251 191H252V189H251ZM17 193H19L18 190H17ZM27 193H29V192H27ZM43 194L45 196H47L45 193H43ZM229 194H230V192L228 193V196L231 197V194L230 195ZM181 195H184V199H182V200H167L165 198V196H166V197H170V199H174V198H179ZM241 195L242 194L239 192L238 197ZM247 195L249 197V194H247ZM48 196L46 198H48ZM192 196H194V197L192 198ZM9 197H10V195H7L5 198L8 199ZM252 197H253V195H252ZM195 199L202 201V203L196 204L194 202ZM41 200H40V203H41ZM165 201L169 202L168 206H164L161 204ZM42 203H43V201H42ZM45 204H46V202H45ZM45 204L43 205L44 206L43 209H45ZM85 204H86V201L81 203L82 206H84ZM258 204L260 205V207H258L259 206ZM212 212H213V210H212ZM73 213L75 214L74 217H73ZM190 213H191V211H190ZM186 215H185V217H186ZM53 217H54V215H53ZM21 218H22V215L14 216V217H12L11 222L14 224L18 221H21ZM89 219L90 218H88V221H89ZM186 219H187V217L185 218V220ZM80 221H82V220H80ZM250 221L252 224L257 223V228L255 226H251V227L248 226L247 224ZM49 222H51V221L49 220ZM181 223H183V222H181ZM192 223L189 224V227H191L190 225H192ZM91 224H93V223L88 222L87 224H84V225L82 224V226L79 227V229L80 228L89 229L88 226H91V227L94 226V224L93 225H91ZM175 224H178V223H175ZM14 226L9 228L7 230V233H3V232L0 233V239L3 238L2 240H0V253L5 254V255H3V254H0V255L1 256H8L10 258V261L7 264H13L14 263V259H13L14 257L12 258L11 257L12 255L10 256L8 254L14 252V244L19 239V236L20 237L25 236L23 231H21L19 229L17 230V234H16V232L14 234V230H13ZM34 226H35V223H34ZM78 226H80V225H78ZM243 227H245V228H243ZM2 228L3 227L0 226V230ZM193 228H194V226H193ZM35 231H36V229H35ZM185 232H186V230H185ZM202 234H203V232H202ZM254 234L259 235V237H258L259 239H256ZM70 236H71L70 232L64 231L61 225H57V226L50 227L47 234L46 233H43L42 235L39 234L38 236H36V238L39 239L40 244L43 246V244L48 243V242H49V245H51L50 243H52V241H50V240L54 237L57 239V242L59 243V245H62L64 247V252H66L68 250V248L69 249L72 248L73 251L78 253L81 249H83L82 247L87 246V243H83L82 247H80L79 245H73V243L70 240H68V239H71ZM203 236H204V238L201 235L197 234L194 236L192 235V237L189 238L188 233L185 234V237H184V235H178L177 236L176 233H173V235L166 234L163 236L155 235V237L152 238L155 249L157 247L158 251L161 252L162 254L164 251H166V252H168L167 255H169V256H167V258L165 257L163 259L160 258L157 261H155V260L152 261V260H148V259H144L142 261H145L146 264H158V263L159 264H169V262H170V264H185L183 259L182 260H176V259L174 260V259H172V257L175 256V255H173L174 253L179 254V255H181L183 253L182 256H185L187 254L186 256L189 257L188 255H191L192 252L189 253L190 249H188V248L190 246H188V245H190L192 242H197L200 245H204L205 248H203V246L200 247L198 245L199 249L197 247H196L197 248L196 249L194 247V245H193L194 243H193L192 247H194L198 251L196 253H192L191 256L199 254L202 251L204 253L203 257L205 258L208 255L207 250H209V252H210V249H208V248L211 245L214 246V241L211 240V241H213V244H210L212 242L204 241V239L209 240V239H211L210 238L211 236H207V234L203 235ZM74 237H75V235H74ZM76 239H78V238H76ZM83 242H84V240H83ZM23 243H27L29 245V247L32 246L31 242L23 241ZM134 244H136V243H134ZM187 246H188V248H186ZM219 246H217V247H219ZM52 247H53V245H52ZM231 247H233V248L231 249ZM57 248H58V245H57ZM206 248H207V250H206ZM7 249L10 250V252H5V250H7ZM211 249H213V248H211ZM214 249H215V247H214ZM215 250L217 253V249H215ZM39 252L42 253L43 249H40L38 252H36V254H34L35 257H37L35 259V262H34L35 264H39L41 262L40 261L39 263H37L38 262V256L40 254ZM52 252H53V250H52ZM213 253H215V252H213ZM49 254H50V251H49ZM51 254L56 256V253H51ZM209 254H211V253H209ZM117 255H118V253H117ZM220 255H218V256H220ZM251 257H255V256H253L251 254ZM72 258H70V259H72ZM76 258L77 257H74L73 259H76ZM123 258H125V257H122L121 259L123 260ZM212 258H213V256H212ZM212 258L210 259L211 261H212ZM214 259H215V257H214ZM249 259H252V258H249ZM224 260H225V258H224ZM59 261H60L59 259H55V260H52L50 263L51 264H63ZM227 261H228V259H227ZM233 261H235V260H231V262H227L225 264H241V263H233ZM190 262L188 261V263H190ZM215 262H217V261H215ZM215 262L212 261L211 263L213 264ZM225 262H226V260H225ZM191 263L195 264L193 262H191ZM217 263H219V262H217ZM29 264H33V262H30ZM134 264H135V262H134Z\"/></svg>",
	"mask_w": 264,
	"mask_h": 264
},
{
	"label": "water",
	"instance_id": "95a60500",
	"mask_svg": "<svg viewBox=\"0 0 264 264\" xmlns=\"http://www.w3.org/2000/svg\"><path fill=\"white\" fill-rule=\"evenodd\" d=\"M10 258L8 256H1L0 255V264H7L9 263Z\"/></svg>",
	"mask_w": 264,
	"mask_h": 264
}]
</instances>
